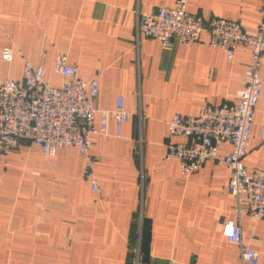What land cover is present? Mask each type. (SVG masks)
<instances>
[{
  "label": "crops",
  "instance_id": "obj_1",
  "mask_svg": "<svg viewBox=\"0 0 264 264\" xmlns=\"http://www.w3.org/2000/svg\"><path fill=\"white\" fill-rule=\"evenodd\" d=\"M177 2L0 0V76L21 78L28 61L60 86L54 65L64 55L82 78L97 79L98 110H113L122 96L132 113L123 127L128 141L110 120L107 134L92 138L90 163L76 147L46 157L28 141L4 157L0 264H240L239 246L222 234L232 220L264 264V219L239 217L224 162L209 160L184 178L179 163L165 158L167 144L182 141L169 135L173 116L234 103L250 59V48L240 45L229 61L210 47L206 32L191 46L171 48L137 38L139 12ZM261 5L187 0L203 22L225 18L248 32L258 28ZM6 48L12 61L2 58ZM260 73L263 92L244 158L249 172L264 168V55Z\"/></svg>",
  "mask_w": 264,
  "mask_h": 264
},
{
  "label": "built area",
  "instance_id": "obj_2",
  "mask_svg": "<svg viewBox=\"0 0 264 264\" xmlns=\"http://www.w3.org/2000/svg\"><path fill=\"white\" fill-rule=\"evenodd\" d=\"M137 17V38L155 39L164 47L171 48L177 42L191 46L206 32L210 47L223 51L229 61L234 60L240 45L250 48L243 88L236 101L205 106L198 116L175 114L169 122V135L182 141H170L164 154L166 159L179 163L184 178L202 169L209 160H222L231 173L228 188L239 217L264 219V168L249 172L244 164L255 110L263 92L260 68L264 55V0L255 32L246 31L237 21L215 16L203 22L188 11L187 0L153 12H139ZM2 58L12 61L10 49L3 50ZM54 71L63 79L60 86L48 81L45 68L28 61L21 78L0 76V162L17 150L22 141H28L46 157L76 147L90 163L92 138L107 134L110 120L116 124V136L128 141L123 137V127L131 121L132 113L126 109L122 96L113 110H98L96 78H82L79 69L70 65L64 55L57 58ZM222 146L228 148L227 152L221 151ZM96 189L93 184V190ZM222 234L239 246L240 264L259 263V252L243 244L238 222H227Z\"/></svg>",
  "mask_w": 264,
  "mask_h": 264
},
{
  "label": "rangeland",
  "instance_id": "obj_3",
  "mask_svg": "<svg viewBox=\"0 0 264 264\" xmlns=\"http://www.w3.org/2000/svg\"><path fill=\"white\" fill-rule=\"evenodd\" d=\"M13 75L17 76V75H18V73L16 74V72H15V73H13Z\"/></svg>",
  "mask_w": 264,
  "mask_h": 264
}]
</instances>
